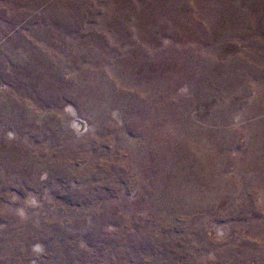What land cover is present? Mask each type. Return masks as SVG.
<instances>
[{"label":"rangeland","instance_id":"1","mask_svg":"<svg viewBox=\"0 0 264 264\" xmlns=\"http://www.w3.org/2000/svg\"><path fill=\"white\" fill-rule=\"evenodd\" d=\"M0 264H264V0H0Z\"/></svg>","mask_w":264,"mask_h":264}]
</instances>
